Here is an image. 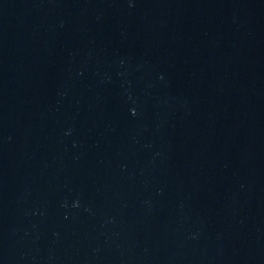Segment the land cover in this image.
<instances>
[{"label": "water", "instance_id": "obj_1", "mask_svg": "<svg viewBox=\"0 0 264 264\" xmlns=\"http://www.w3.org/2000/svg\"><path fill=\"white\" fill-rule=\"evenodd\" d=\"M0 264H264V0H0Z\"/></svg>", "mask_w": 264, "mask_h": 264}]
</instances>
